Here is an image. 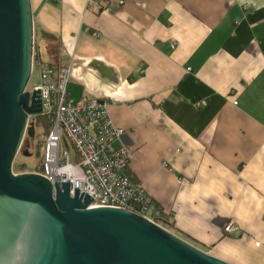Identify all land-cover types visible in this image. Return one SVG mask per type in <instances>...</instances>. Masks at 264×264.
<instances>
[{"label": "crops", "instance_id": "obj_1", "mask_svg": "<svg viewBox=\"0 0 264 264\" xmlns=\"http://www.w3.org/2000/svg\"><path fill=\"white\" fill-rule=\"evenodd\" d=\"M119 1L32 0L38 52L71 67L72 97L109 102L151 214L264 264V0Z\"/></svg>", "mask_w": 264, "mask_h": 264}, {"label": "water", "instance_id": "obj_2", "mask_svg": "<svg viewBox=\"0 0 264 264\" xmlns=\"http://www.w3.org/2000/svg\"><path fill=\"white\" fill-rule=\"evenodd\" d=\"M32 0H0V264H233L141 214L38 172H13L42 116ZM29 156V153L25 154Z\"/></svg>", "mask_w": 264, "mask_h": 264}, {"label": "built area", "instance_id": "obj_3", "mask_svg": "<svg viewBox=\"0 0 264 264\" xmlns=\"http://www.w3.org/2000/svg\"><path fill=\"white\" fill-rule=\"evenodd\" d=\"M125 2L120 0L119 4ZM34 57L33 68L39 69L40 82L30 83L27 90L40 89L42 115L52 126L44 144L43 165L35 172L53 183L69 180L71 194L78 188L94 196L90 206L129 209L154 220L150 213L155 205L152 198L127 172L131 146L124 142L126 131L112 122L109 102L90 96L75 99L68 90L71 67L51 64L38 50ZM36 118L31 115L29 122ZM237 229L232 221L225 226L226 234Z\"/></svg>", "mask_w": 264, "mask_h": 264}, {"label": "rangeland", "instance_id": "obj_4", "mask_svg": "<svg viewBox=\"0 0 264 264\" xmlns=\"http://www.w3.org/2000/svg\"><path fill=\"white\" fill-rule=\"evenodd\" d=\"M40 71L39 69H35L30 77V83H38L40 82ZM28 85V87H29ZM36 127V134L34 137L25 136V140H31V147L28 149L29 152H32V156H26L23 154V151L26 147L23 146L21 148V152L17 155L14 160L13 164V172L16 174H21V172H33L40 171L43 165V154H44V144L46 142V137L48 135L47 131V120L42 118L40 122L35 125ZM25 164V166H22Z\"/></svg>", "mask_w": 264, "mask_h": 264}, {"label": "trees", "instance_id": "obj_5", "mask_svg": "<svg viewBox=\"0 0 264 264\" xmlns=\"http://www.w3.org/2000/svg\"><path fill=\"white\" fill-rule=\"evenodd\" d=\"M35 50L37 51V46H35ZM51 64H53V63H51ZM42 118H45L47 120V131L49 133L52 126L50 125V122L46 116L42 115V116L34 119L35 125H37ZM22 166H25V164H23ZM151 216L154 219V221L157 222L158 224H160L162 227H166L174 233L176 232L177 229L174 226L171 218L169 216L165 215L163 213V210L160 207L156 206V209L154 212H152Z\"/></svg>", "mask_w": 264, "mask_h": 264}, {"label": "flooded vegetation", "instance_id": "obj_6", "mask_svg": "<svg viewBox=\"0 0 264 264\" xmlns=\"http://www.w3.org/2000/svg\"><path fill=\"white\" fill-rule=\"evenodd\" d=\"M24 138H25V137H24ZM24 138H23V139H24ZM31 140H32V139H30V138H29V140H25V139H24L23 142H22V145H21V147H20V150H21V148H22L23 146L26 147L24 150H22L24 155H25L26 153H29V154H30L29 156H32V152H29V151H28V149L31 147ZM20 150H19V151H20ZM20 152H21V151H20ZM20 152H19V153H20Z\"/></svg>", "mask_w": 264, "mask_h": 264}, {"label": "bare ground", "instance_id": "obj_7", "mask_svg": "<svg viewBox=\"0 0 264 264\" xmlns=\"http://www.w3.org/2000/svg\"><path fill=\"white\" fill-rule=\"evenodd\" d=\"M124 142H125V144L130 145V144L126 141V138H124Z\"/></svg>", "mask_w": 264, "mask_h": 264}]
</instances>
